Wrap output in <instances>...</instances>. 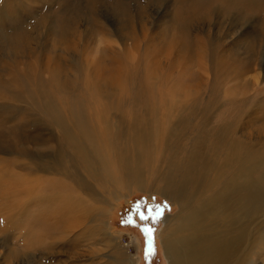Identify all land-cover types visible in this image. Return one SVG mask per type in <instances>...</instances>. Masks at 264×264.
<instances>
[{
	"label": "rangeland",
	"instance_id": "374dc122",
	"mask_svg": "<svg viewBox=\"0 0 264 264\" xmlns=\"http://www.w3.org/2000/svg\"><path fill=\"white\" fill-rule=\"evenodd\" d=\"M245 1L0 0V169L27 176L22 166L31 156L58 157L70 171L84 173L67 142L58 138V128L50 124L45 114L50 105L76 130L73 135L78 124L71 115L76 112L99 145L109 143L112 135L111 176L116 182L111 193L121 187L129 194L113 198L106 213L111 240L100 235L85 240L75 230L51 238L45 229L25 225L6 229L3 220L10 213L0 204V264H106L100 256L109 244L122 258L134 255L136 264H168L158 234L165 218L179 215L180 204L159 192L133 191L134 179L120 160L130 149L133 123L143 128L150 117L153 93L162 102L175 96L187 101L186 107H218L215 115L209 112L210 125L238 123L264 153V2L255 7L259 0ZM175 138L176 145L184 141L182 135ZM152 163L155 170L147 168L145 176L151 180L141 186L148 191L155 186L152 177L163 172L162 166L155 168L158 158ZM45 175L41 173L32 191L44 188L50 178L78 191L66 176ZM108 187L100 182L94 191ZM157 205L158 222L141 220V214L155 215ZM129 217L131 222L124 223ZM258 219L261 239L254 259L264 264V211ZM146 227L155 229L153 252L147 255Z\"/></svg>",
	"mask_w": 264,
	"mask_h": 264
},
{
	"label": "bare ground",
	"instance_id": "6f19581e",
	"mask_svg": "<svg viewBox=\"0 0 264 264\" xmlns=\"http://www.w3.org/2000/svg\"><path fill=\"white\" fill-rule=\"evenodd\" d=\"M259 1L255 7L264 2ZM154 95L156 93L151 97L152 106L147 109L150 117L144 122L145 128L136 121L133 123L130 149L125 150L120 161L134 179L136 186L133 191L159 192L180 204L179 215L165 218L158 234L168 264H256L254 255L261 239L256 229L258 218L264 211V153L258 152L250 136L243 132L242 127L238 128L235 121V124L225 121L210 125L209 112L213 111L210 115H215L218 107L208 103L204 110H200L190 103L186 107L184 102L187 101L174 98V95L170 102L158 101ZM46 108L49 110L44 113L50 117V124L58 128V138L67 142V147L78 158L76 162L81 167L78 168L84 173L70 171L68 163L64 164L58 157L42 160L31 156V160L22 166L27 176L15 172L7 174L6 169H0L1 210L10 213L9 219L3 220L4 228L18 230L25 225L30 230L45 229L51 238L61 234L67 237L73 230L85 240L99 235L102 239L108 238L107 223L112 200L128 194L122 193L121 187L111 193L116 182L111 176L114 172L111 156L114 138L111 139L110 135L109 143L103 140L99 145L95 134L81 124L83 118H79L80 113L77 112L72 114L74 117L71 115L78 124L77 135H73L76 130L67 126L69 122L62 113L50 105ZM178 135H182L184 141L176 145L174 140ZM157 158L160 164L156 163L155 168L162 166L163 172L152 177L155 186L148 191L141 186L144 180H151L145 177L146 171L147 168L150 169L148 172L155 170L152 162ZM11 163L15 165L14 161L9 162V166ZM41 173L66 176L80 193L70 189L60 178L62 185L59 180L50 178L44 188L32 191L36 189L34 183L41 180ZM101 179L105 181H99ZM100 182H106L110 190L97 188L95 192L94 188ZM107 192L115 196L111 198ZM31 204L36 205V209H31ZM51 215L55 218H49ZM32 217L34 219L30 220ZM108 239L111 240L110 237ZM110 246L106 245L108 251L100 256L107 260L106 264H136L134 255L122 258L115 245L111 249Z\"/></svg>",
	"mask_w": 264,
	"mask_h": 264
},
{
	"label": "snow or ice",
	"instance_id": "6c2138e0",
	"mask_svg": "<svg viewBox=\"0 0 264 264\" xmlns=\"http://www.w3.org/2000/svg\"><path fill=\"white\" fill-rule=\"evenodd\" d=\"M136 207L138 209L139 208V205H137ZM155 207L157 209L155 215H152L151 217H149V216H145V215L141 214V216H140L141 220H148L149 218H151V220H152L153 223L158 222L156 220V216H159L160 215V212L158 211V209L160 208V206L157 205ZM130 222H131V217H129L127 221H124V223H130ZM142 231L148 233V235H149V240H148L149 249H148V253H146V255H147V254L153 252V247L152 246H153V242H154V232H155V229L154 228H151V227H146V228H143Z\"/></svg>",
	"mask_w": 264,
	"mask_h": 264
},
{
	"label": "flooded vegetation",
	"instance_id": "af4514ba",
	"mask_svg": "<svg viewBox=\"0 0 264 264\" xmlns=\"http://www.w3.org/2000/svg\"><path fill=\"white\" fill-rule=\"evenodd\" d=\"M130 197H131V196H130ZM130 197L126 198V201H128V199H129ZM126 201H125V202H126ZM121 205H122V204H121ZM119 206H120V205H119Z\"/></svg>",
	"mask_w": 264,
	"mask_h": 264
}]
</instances>
